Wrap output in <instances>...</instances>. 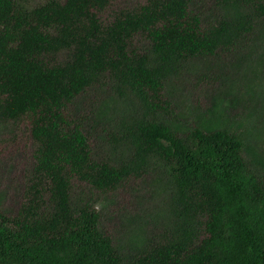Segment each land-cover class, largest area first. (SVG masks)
Instances as JSON below:
<instances>
[{
	"label": "trees",
	"instance_id": "obj_1",
	"mask_svg": "<svg viewBox=\"0 0 264 264\" xmlns=\"http://www.w3.org/2000/svg\"><path fill=\"white\" fill-rule=\"evenodd\" d=\"M214 59L264 97V0H0V132L30 137L0 264H264V159L169 119ZM127 186L144 204L110 212Z\"/></svg>",
	"mask_w": 264,
	"mask_h": 264
},
{
	"label": "rangeland",
	"instance_id": "obj_2",
	"mask_svg": "<svg viewBox=\"0 0 264 264\" xmlns=\"http://www.w3.org/2000/svg\"><path fill=\"white\" fill-rule=\"evenodd\" d=\"M242 77L241 68L229 67L218 59L193 62L180 78H173L168 91L171 125L178 131L193 125L225 128L238 133L256 157L264 159V97L259 93L262 86L250 85ZM29 156L30 137L25 126L0 132V201L5 207L14 201V186L29 164ZM144 198L135 187L127 186L106 206L110 212L136 208L140 202L144 204Z\"/></svg>",
	"mask_w": 264,
	"mask_h": 264
}]
</instances>
